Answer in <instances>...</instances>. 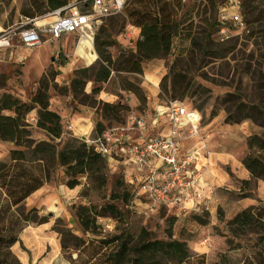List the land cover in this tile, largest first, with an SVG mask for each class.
I'll use <instances>...</instances> for the list:
<instances>
[{
	"label": "rangeland",
	"instance_id": "374dc122",
	"mask_svg": "<svg viewBox=\"0 0 264 264\" xmlns=\"http://www.w3.org/2000/svg\"><path fill=\"white\" fill-rule=\"evenodd\" d=\"M22 1H2L0 4V37H10V47L6 50L7 65L1 69L5 86L0 90V95L7 93L30 104L39 87V80L32 69L47 62L41 68L45 72L53 64V71L57 75L47 87L48 108L50 105L63 117L66 115L61 122L63 128L67 123L74 128L72 132L64 129L62 139L54 141L62 146L67 140L83 142L79 134H88L90 127L91 139L96 123H101L106 130L124 125L128 113L103 114V104L119 102L123 106L128 105V93L120 89L122 81L131 82L142 90L144 105L129 108L128 112L132 111L148 121L152 113L145 114L144 110L150 101V86L154 80H159L156 105L167 106L177 102L199 112V141L205 144L209 154L202 180L214 179V184L212 193L206 195L198 211L183 217V214L175 212L176 208L160 206L150 211L143 199L133 196L138 177L135 171L126 173L121 166L110 163L104 171V186L96 187L89 179L81 177L80 185L69 189L64 185L66 178L62 170L50 167L46 182L23 203L25 215L28 210L34 209L36 220L42 218L45 223L37 225L29 222L18 234L19 241L11 251L20 264H71L69 256L75 259L74 251L62 252L58 233L52 229L70 230L83 240H99L81 233L74 208L84 205L101 212L107 204L117 206L122 215L112 218L105 214V217L97 218L96 232L103 236L117 235L125 229L137 237V232L145 229L153 238L167 240L169 233L170 239L186 241L191 256L195 257V252H205V264L220 263L222 254H225L229 264H247V260L249 263L264 264V259L256 262L252 255L257 241L255 232L259 235L260 231L255 229L232 238L226 228L227 222L243 207L244 201L239 196L248 195L247 200L255 201L256 194L264 192L256 180H251L247 187L242 185L240 170L237 169L247 154L249 138L264 141V0H183L177 16V34L181 37L177 39L186 40L184 36L187 33L190 35L185 48L178 49L176 44L173 57L142 62L140 75L112 71L105 82H94L99 65H107L104 60L108 59L110 66L115 68L120 57H129L131 52L128 48H120L116 42V37L128 25L121 14L101 18L96 24L92 46L97 58L92 62L95 55L84 48L78 49L74 36L46 42L49 39L43 35L40 46L25 48L17 37L26 24V19L18 17L16 12V7ZM225 4H237L244 28L234 27L226 37L221 38L215 33L213 24L217 18V8ZM102 42L110 43V46L101 48L98 53L96 45ZM85 48L91 50V46ZM60 62L63 66H60ZM90 67L93 70L86 73L84 84L78 89L73 88L72 80L76 78V72ZM166 76L164 91L159 88V82ZM93 87H99L100 92L91 97ZM36 112L37 108H34L31 113ZM4 114L9 112L5 111ZM81 115L86 119L83 120ZM162 129L148 133L155 136ZM33 130L35 135L41 134L38 129L30 131ZM41 139L37 138V141ZM10 148L12 145L0 143V162L7 161ZM256 148L254 146L253 149L264 157V151ZM82 192L86 193L85 197ZM128 192L131 207L125 210L127 200L124 195ZM256 206L264 208V202ZM191 214L205 224L193 223ZM57 220L59 223L55 224ZM228 238H232L235 245L231 251H227L225 245Z\"/></svg>",
	"mask_w": 264,
	"mask_h": 264
},
{
	"label": "trees",
	"instance_id": "16d2710c",
	"mask_svg": "<svg viewBox=\"0 0 264 264\" xmlns=\"http://www.w3.org/2000/svg\"><path fill=\"white\" fill-rule=\"evenodd\" d=\"M2 1L10 3L12 0H0V4ZM67 5L68 0H23L19 6L18 15L22 19L32 20ZM181 8L182 0H125L121 15L128 25L139 30V38L135 41L130 56L120 57L115 68L110 66L108 59L104 60L107 65H99L94 82H105L112 71L140 75L142 62L173 57L176 44L178 49L185 48L188 44L186 40L190 35L187 33L184 36L186 40L177 39L181 37L177 34L179 27L177 16ZM242 15L244 16L243 13ZM213 29L218 35L217 18ZM262 34L264 37V32ZM178 41L179 43L184 42L183 45ZM109 46L110 43L102 42L96 45V49L100 53L101 48ZM52 65L50 64L40 77L39 87L30 99V104L21 102L7 93L0 95V143L12 145L7 153V161L0 162V264H20L11 251L12 246L19 241L18 234L29 222L37 225L45 223L42 218L36 220L37 215L34 209L28 210L25 215L23 203L43 186L49 177L50 167L62 170L66 178L64 185L69 189L79 186L81 177H86L96 187H102L106 183L104 173L107 169L106 160L95 151L92 144L85 141L68 142V140L62 146L54 143L62 139L65 128L61 124L60 117L48 110L47 87L57 75ZM60 66H63V63ZM90 70H93V67L76 72L77 76L72 80L73 88L78 89L84 84L83 79ZM166 80L167 76L159 82V88H163L164 91ZM4 86L3 76L0 75V89ZM120 89L132 94L139 106L144 105L145 97L137 85L122 81ZM172 90H174L173 85ZM99 92V87H93L90 96H96ZM34 108H37L35 127L43 131L48 140L34 141L31 138L30 125L26 122V116ZM103 109H105L104 115L106 113L117 115L129 111L128 106H123L119 102L103 104ZM5 111L10 112L11 115H5ZM105 130L101 123H96L93 137L90 140L97 139ZM254 146L264 151V141L255 137L249 138L248 151L241 164L252 180L264 183V157L253 149ZM249 182L242 181V185L247 187ZM82 196L85 197L86 193L82 192ZM239 197L240 199L249 198L248 195ZM130 198L129 192L124 195L125 201L127 200L124 205L125 210L130 209ZM74 210L81 233L89 234L99 240H83L70 230L53 228L52 230L59 236L60 250L62 252L71 249L74 251L76 258L72 259L69 256L71 264L75 262L79 264H205L203 254L191 256L187 243L179 239H170L169 233L167 240L155 239L145 229H140L137 237L132 236L125 229L110 237L97 233V218H103L105 214L112 218L122 215L114 204H107L101 212L84 205H78ZM191 217L196 224H205L204 221L195 217V214ZM57 223L59 220L55 224ZM226 228L232 238L244 235L248 231H255V229L260 231L259 235L255 232L257 241L255 252L252 255L256 262L258 259H264V208L253 206L238 211L227 222ZM232 238L225 240L227 251L235 249ZM220 258L222 263L217 264H229L225 254H222ZM247 264L256 263H249L247 260Z\"/></svg>",
	"mask_w": 264,
	"mask_h": 264
},
{
	"label": "built area",
	"instance_id": "2783aa9c",
	"mask_svg": "<svg viewBox=\"0 0 264 264\" xmlns=\"http://www.w3.org/2000/svg\"><path fill=\"white\" fill-rule=\"evenodd\" d=\"M124 4L125 0H75L44 16L26 19L17 37L25 48L40 46L43 35L52 42L74 35L77 45L92 44L98 21L121 14ZM45 19L52 21L39 26L37 22ZM217 22L221 38L234 27L244 28L237 4L219 6ZM0 47H10L9 38L1 36ZM127 115L123 126L105 130L97 139L85 142L92 144L107 164L120 159L138 174L133 196L143 199L148 210L163 205L176 208L180 214L197 212L204 200L201 184L209 159L205 144L199 141V112L182 103H169L163 112L168 132L158 136L149 135L144 117L132 111ZM65 131L72 132V125L67 124ZM184 138H195L196 146L182 151Z\"/></svg>",
	"mask_w": 264,
	"mask_h": 264
},
{
	"label": "crops",
	"instance_id": "0c3cea01",
	"mask_svg": "<svg viewBox=\"0 0 264 264\" xmlns=\"http://www.w3.org/2000/svg\"><path fill=\"white\" fill-rule=\"evenodd\" d=\"M12 2H15V0H12ZM75 2V0H68V4H73ZM18 9H19V5L16 7V12H17V16L19 17V15H18ZM52 21V19H45V20H42V21H38L37 23H39L38 25L39 26H41V25H44V24H46V23H49V22H51ZM1 26L3 27V21H2V24H1ZM64 36H74V35H64ZM64 36H62V37H64ZM7 38H9V40H10V37L9 36H6ZM61 37V38H62ZM75 37V40H76V36H74ZM139 38V30L137 29V28H134V27H132V26H130V25H127V27L116 37V42H117V45L120 47V48H122V49H125V48H128L129 50H133V47H134V43H135V41L137 40ZM59 40V39H58ZM57 41V40H56ZM46 42H52V41H46ZM54 42V41H53ZM45 44V43H44ZM93 43L92 44H90V46H91V50H89L88 48H84V50L86 51V52H91V53H93L94 55H95V59L92 61V62H94L95 60H96V54H95V52H94V50H93ZM9 47H0V75H2L1 73H2V68L3 67H5L6 65H7V61H8V59L6 58V50L8 49ZM15 56L17 55V54H14ZM29 57L31 56V55H28ZM37 56V55H36ZM51 58V57H50ZM157 61V60H156ZM29 62H30V59H29ZM31 63V62H30ZM46 63L47 62H45L44 64H41V65H39V67H32L33 69H32V71L36 74V77H37V79L39 80L40 79V77L42 76V74L44 73V71H43V69L41 70V68H43L44 67V65L46 66ZM31 65H33L34 66V64H32L31 63ZM37 68V69H36ZM36 69V70H35ZM141 69H143V68H141ZM158 81L159 80H154L152 83H151V86H150V88H151V93H150V101L148 102V103H146V106L148 105V108H146L145 110H144V112H145V114H149V113H152V115H151V117L148 119V121H146L147 122V129H148V132L149 131H151V130H154V129H156V130H158V129H160V128H164V129H162V131H158L157 133H156V135L155 136H158V135H165L167 132H168V124L165 122V119H164V116H163V112H164V110L166 109V106H161V105H156V102H157V91H156V85H157V83H158ZM155 87V88H154ZM1 90V89H0ZM127 97H128V101H127V103H128V107L129 108H136L138 105H139V103H138V101H137V99L132 95V94H129L128 93V95H127ZM106 100H108V98H105ZM107 102H109V101H107ZM110 102H112V100H110ZM48 110H50V111H52V112H54V113H56L59 117H60V119H61V122H63V118L66 116H64L63 117V114L62 113H60V112H58V111H56V110H54L50 105H49V108H48ZM32 112V111H31ZM29 113L27 116H26V122L30 125V130H32V129H36L37 130V128L35 127V122H36V113ZM5 115H11V113L9 112V114H5ZM82 116V115H81ZM82 118H83V120H85L86 119V117H84V116H82ZM82 118H80V119H82ZM67 124H69V123H67ZM66 124V125H67ZM39 130V129H38ZM35 130H33V131H30L31 132V138L34 140V141H37V138H42L41 140H48V138H47V136H46V134L43 132V131H41V134H38V136L37 135H35V132H34ZM73 131H74V128H73ZM88 131H89V133L88 134H79V137H85L86 139H89L90 137H89V135H90V133H91V127L90 128H88ZM74 134H76V133H74ZM40 140V141H41ZM184 142L185 143H187V142H190V143H187V144H184ZM196 143H197V140L195 139V138H184L183 139V141H182V151H184V152H186V151H189V150H191V148H193V147H195L196 146ZM189 144V145H188ZM209 160V159H208ZM114 165H118V166H121L124 170H125V172L127 173V171H130L131 173L132 172H134V170L133 169H129V166L128 165H125V162H123V161H120V159H118V160H115L114 162ZM109 164L110 163H108V166H109ZM240 165V164H239ZM129 169V170H128ZM237 169H239L240 171V174H241V182L242 181H251L252 179L250 178V175L248 174V172L243 168V166L242 165H240V167H238ZM126 179H128L129 180V178L126 176L125 177ZM136 178V177H135ZM257 181V183L260 185V189H263V191H264V183L262 182V181H259V180H256ZM213 184H214V179L213 180H209V181H206V180H203V183L201 184V190H202V193H203V198H204V200H205V198H206V195H209V194H211L212 192V188H213ZM259 189V190H260ZM39 191V189L37 190V191H35L33 194H35V193H37ZM33 194H31V195H33ZM30 195V196H31ZM213 196V195H212ZM29 198V197H28ZM27 198V199H28ZM26 199V200H27ZM248 198H243V199H241L242 201H244V204H243V207H241L240 209H239V211L240 210H243V209H246V208H249V207H253V206H256V204H258L259 202H264V192L261 194L260 192L259 193H257L256 194V200L255 201H252V200H247ZM258 199V200H257ZM25 200V201H26ZM205 202V201H204ZM203 202V203H204ZM258 202V203H257ZM206 203V202H205ZM256 203V204H255ZM203 205V204H202ZM171 208V207H170ZM176 213H178L177 212V210L175 211ZM175 213V214H176ZM179 215V214H178ZM184 215L185 214H183V217H184ZM193 214H191V216H192ZM192 221V220H191ZM193 223H195L194 221H193ZM196 224V223H195ZM183 241H185V240H183ZM186 242V241H185ZM196 254H203L204 255V253L205 252H203V251H200V252H195ZM66 264H68V263H66Z\"/></svg>",
	"mask_w": 264,
	"mask_h": 264
},
{
	"label": "bare ground",
	"instance_id": "6f19581e",
	"mask_svg": "<svg viewBox=\"0 0 264 264\" xmlns=\"http://www.w3.org/2000/svg\"><path fill=\"white\" fill-rule=\"evenodd\" d=\"M39 24V23H38ZM87 46H90V44L88 42H85V43H81L80 45L77 46L78 49H81V48H85ZM155 88V87H154ZM152 92V91H151Z\"/></svg>",
	"mask_w": 264,
	"mask_h": 264
},
{
	"label": "water",
	"instance_id": "95a60500",
	"mask_svg": "<svg viewBox=\"0 0 264 264\" xmlns=\"http://www.w3.org/2000/svg\"><path fill=\"white\" fill-rule=\"evenodd\" d=\"M81 140H82V141H85V140H86V138H85V137H81Z\"/></svg>",
	"mask_w": 264,
	"mask_h": 264
}]
</instances>
